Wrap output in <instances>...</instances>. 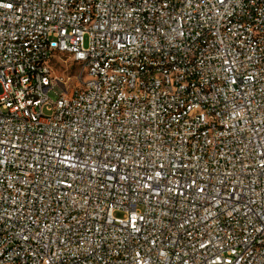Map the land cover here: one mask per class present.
Here are the masks:
<instances>
[{"label":"built area","instance_id":"built-area-1","mask_svg":"<svg viewBox=\"0 0 264 264\" xmlns=\"http://www.w3.org/2000/svg\"><path fill=\"white\" fill-rule=\"evenodd\" d=\"M0 264H264V0H0Z\"/></svg>","mask_w":264,"mask_h":264},{"label":"rangeland","instance_id":"rangeland-1","mask_svg":"<svg viewBox=\"0 0 264 264\" xmlns=\"http://www.w3.org/2000/svg\"><path fill=\"white\" fill-rule=\"evenodd\" d=\"M84 45L87 46V40L84 41ZM50 66L57 85L49 90L48 97L54 102L63 91H71L79 86L83 72L82 68L67 54H60L53 58ZM115 215L121 216L119 213Z\"/></svg>","mask_w":264,"mask_h":264},{"label":"snow or ice","instance_id":"snow-or-ice-1","mask_svg":"<svg viewBox=\"0 0 264 264\" xmlns=\"http://www.w3.org/2000/svg\"><path fill=\"white\" fill-rule=\"evenodd\" d=\"M10 6V5H9Z\"/></svg>","mask_w":264,"mask_h":264}]
</instances>
